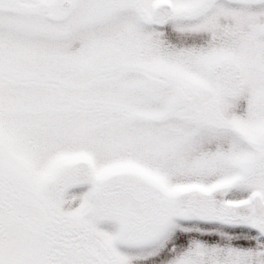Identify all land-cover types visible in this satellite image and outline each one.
<instances>
[{"label":"snow or ice","instance_id":"1","mask_svg":"<svg viewBox=\"0 0 264 264\" xmlns=\"http://www.w3.org/2000/svg\"><path fill=\"white\" fill-rule=\"evenodd\" d=\"M0 264H264V0H0Z\"/></svg>","mask_w":264,"mask_h":264}]
</instances>
